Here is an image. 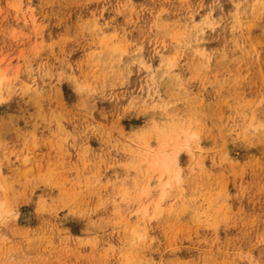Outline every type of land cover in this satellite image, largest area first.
I'll list each match as a JSON object with an SVG mask.
<instances>
[{
	"label": "rangeland",
	"instance_id": "374dc122",
	"mask_svg": "<svg viewBox=\"0 0 264 264\" xmlns=\"http://www.w3.org/2000/svg\"><path fill=\"white\" fill-rule=\"evenodd\" d=\"M0 264H264V0H0Z\"/></svg>",
	"mask_w": 264,
	"mask_h": 264
}]
</instances>
